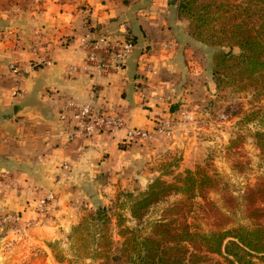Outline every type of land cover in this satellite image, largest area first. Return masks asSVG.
Masks as SVG:
<instances>
[{"label":"crops","instance_id":"obj_1","mask_svg":"<svg viewBox=\"0 0 264 264\" xmlns=\"http://www.w3.org/2000/svg\"><path fill=\"white\" fill-rule=\"evenodd\" d=\"M105 1L0 0V216L13 210L35 220L37 197L54 190L60 217L79 222L83 205L106 206L120 190L147 189L165 155L182 153V170L201 156L196 120L180 115L189 89L179 72L190 69L180 54L184 37L174 35L181 23L148 24L144 7ZM101 37L134 42L124 70L88 61L84 40ZM15 62L22 74L10 69ZM67 99L108 103L130 127L153 129L170 116L173 133L132 143L124 142L125 129L76 133L59 119Z\"/></svg>","mask_w":264,"mask_h":264},{"label":"rangeland","instance_id":"obj_2","mask_svg":"<svg viewBox=\"0 0 264 264\" xmlns=\"http://www.w3.org/2000/svg\"><path fill=\"white\" fill-rule=\"evenodd\" d=\"M112 1L121 8L133 3L144 7L148 13L141 18L148 24L181 23L174 35L184 37L180 42V54L190 69L179 72V83L189 89L185 103L195 115L193 128L202 150L189 169L205 171L209 175L195 197L172 194L152 208L146 222L175 219L179 224L186 218L194 229L202 231L251 224L254 207L264 208L263 149L260 139L255 137L257 131L264 134V95L257 93L258 82L255 85L252 80L230 74L222 76L223 81L217 86L218 80L213 74L214 55L228 52L229 48L210 46L192 35L190 21L179 13L180 0ZM153 8L161 11L156 15ZM234 54L240 55V49L235 48ZM182 159L179 152L162 157L154 166L157 171L154 179L161 176L174 181L186 170H182ZM252 188L256 190L252 191ZM125 191H118L105 206L109 215L107 221L95 218L99 207L85 205L79 222L64 220L57 211L56 197L44 212L38 211L35 220L20 219L6 225L0 230V264H133L136 251L124 250L125 236L120 234L116 220L122 208L120 203L127 198L123 194ZM142 191L133 193L139 196ZM123 213H127L125 225L139 227L140 222L130 217L128 211ZM108 237L113 242H109ZM191 251L196 249L191 248ZM202 253L208 257L205 261L198 262L197 257L188 254L187 264L222 261L218 254ZM256 264H264V260L257 259Z\"/></svg>","mask_w":264,"mask_h":264},{"label":"trees","instance_id":"obj_3","mask_svg":"<svg viewBox=\"0 0 264 264\" xmlns=\"http://www.w3.org/2000/svg\"><path fill=\"white\" fill-rule=\"evenodd\" d=\"M178 9L190 21V33L198 40L229 48L228 52L214 55L217 86L223 81L222 76L231 74L252 80L255 85L258 82L257 93L264 95V0H180ZM235 48L240 49V55L234 54ZM255 137L260 139L264 158V134L257 131ZM204 172L188 168L174 181L155 178L139 196L132 191L123 193L127 198L120 203L122 208L116 220L120 234L125 236L124 250L136 251L133 264H187L188 254L197 257L198 262L205 261L208 257L202 251L222 257L214 264H256L257 259L264 260V208L260 205L254 207L251 224L219 230L194 229L186 218L179 224L175 219L146 222L152 208L172 194L195 197L209 177ZM107 211L105 206H99L94 216L107 221ZM124 211L140 222L139 227L125 225Z\"/></svg>","mask_w":264,"mask_h":264},{"label":"built area","instance_id":"obj_4","mask_svg":"<svg viewBox=\"0 0 264 264\" xmlns=\"http://www.w3.org/2000/svg\"><path fill=\"white\" fill-rule=\"evenodd\" d=\"M88 50L87 59L89 62L98 63L102 69L113 68L115 70H124V63L130 53L135 48L134 42L124 40L122 42L112 43L105 37L97 40H84ZM105 53L107 56L101 61L98 60V53ZM41 62V60L39 61ZM10 69L15 74H22L24 68L19 63H11ZM18 89L15 95L18 94ZM180 115L189 121H194L195 115L187 107L180 109ZM59 119L62 122L74 125L76 133H83L93 136L101 132H112L115 130L125 129L124 142L132 143L136 141H145L153 139L160 135L169 136L173 133L175 119L173 117H164L157 121L153 129L142 127H130L127 125L122 110H116L109 106L108 103L93 104L79 103L74 99H67L59 113ZM64 169L70 170L71 165L64 163ZM68 173L64 175L67 176ZM16 184V183H15ZM15 184H6L7 187H13ZM56 199L54 190H47L40 193L37 198V209L44 212L48 206ZM21 216L16 212H6L0 216V230L8 224L19 221Z\"/></svg>","mask_w":264,"mask_h":264}]
</instances>
